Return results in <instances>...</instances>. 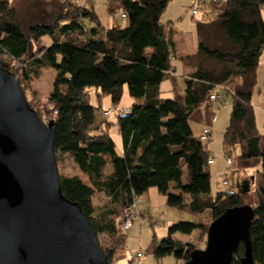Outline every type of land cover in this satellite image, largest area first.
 <instances>
[{"label": "trees", "instance_id": "obj_1", "mask_svg": "<svg viewBox=\"0 0 264 264\" xmlns=\"http://www.w3.org/2000/svg\"><path fill=\"white\" fill-rule=\"evenodd\" d=\"M67 2L66 13L47 23L30 24L25 32L10 0H0V58L11 72L10 62L21 63L17 77L25 94L23 83L40 78L46 68L56 69L49 114L37 112L42 119L56 121L58 164L69 161L85 176L59 172L64 195L81 205L97 236L112 238L111 244L102 246L109 261L115 264L126 256L127 233L119 220L124 209L157 187L169 207L191 215L210 211L211 222L227 208L252 205L253 257L256 264H264V137L252 105L264 55V0H196L193 12L200 11L201 18L195 19L194 53L178 52L175 26L161 20L171 0H119L110 12H124L126 24L113 27L102 24L94 8L79 0ZM44 38L49 43L35 50V42ZM175 59L192 68L191 79L184 93L163 97L161 86L175 70ZM218 85L225 87L224 100L232 97L225 153L239 152L243 160L261 161L256 201L251 199L249 180L239 184L240 189L212 193L210 140L193 129L190 117ZM125 87L138 102L124 108L115 121L107 118L98 124L102 98L110 96L118 108ZM112 125L122 137L123 155L117 153ZM98 193L106 201L97 211ZM210 223L172 222L154 254L187 261L196 247L175 235L189 237L199 231L207 238ZM244 254L241 243L232 264H241Z\"/></svg>", "mask_w": 264, "mask_h": 264}, {"label": "water", "instance_id": "obj_2", "mask_svg": "<svg viewBox=\"0 0 264 264\" xmlns=\"http://www.w3.org/2000/svg\"><path fill=\"white\" fill-rule=\"evenodd\" d=\"M56 121L44 122L14 72L0 60V264H112L81 205L62 190ZM252 205L227 208L208 228L205 248L184 264H256Z\"/></svg>", "mask_w": 264, "mask_h": 264}, {"label": "rangeland", "instance_id": "obj_3", "mask_svg": "<svg viewBox=\"0 0 264 264\" xmlns=\"http://www.w3.org/2000/svg\"><path fill=\"white\" fill-rule=\"evenodd\" d=\"M76 1V0H75ZM82 4H86L89 8H94L97 15L104 25L109 24L110 19H114L115 22H119L118 26H123L126 24L125 19L120 17V13L112 14L110 12L111 7L117 5L116 0H79ZM196 0H172L171 4L167 8V11L163 15L162 21L166 22L167 18H172V20L177 19V47L180 50L187 51L190 46L191 37L196 40V22L195 19L201 18V13L195 14L193 12V5ZM226 1V0H224ZM11 4L15 7L18 13V17L22 23V26L27 32L28 26L33 23H47L53 21L58 15L66 13V6L68 5L67 0H10ZM198 9V5L195 6ZM264 16V10H263ZM49 38H44L36 41L34 44V49H42L49 43ZM0 60H2L0 58ZM8 63V62H7ZM10 67L16 72V76H21L19 72V67L21 63L13 65L12 62L9 63ZM57 71L55 68L50 67L43 70L40 78H34L28 83H23L26 91L27 99L30 105L36 109L42 116L49 112L46 110L49 107V96L52 91V87L55 81V76ZM257 85L254 90L252 97V105L255 109L256 121L258 129L264 134V55L261 58L257 69ZM170 83L167 78L162 83L163 91L169 90ZM94 90V89H93ZM92 90L91 100L93 103H97L98 99L96 93ZM138 102L137 99L130 96L127 87H125L124 95L122 97L120 107L115 108L112 105L111 97L106 95L102 98L103 109L97 115V123L100 124L104 119H109L110 121H115L116 116L124 111V108H128L132 104ZM231 96H225V100L222 103L212 104L207 101L203 107L198 108L193 116L198 118L201 115H205L212 119V138L209 142V148L211 150V156L215 160L213 164L210 165L211 182H212V193H217L218 191H233L237 190L244 183V181L249 180L250 196L253 201H256V181L258 178L257 171L262 168L261 163L258 162L256 157L245 160L248 161L249 166L243 169L240 166L241 155L239 152H234L231 154L230 158L232 163L229 165L227 162L228 155L225 153L223 138L224 132L231 117ZM41 106V107H40ZM43 107H45L43 109ZM43 109V112L41 111ZM115 109V114L106 115L105 111L109 109ZM45 110V111H44ZM43 113V114H42ZM192 115L190 117L191 125L194 130L204 126V122H198ZM49 117V116H48ZM214 119V120H213ZM44 122L48 123V119H43ZM210 126V125H209ZM112 133H118L119 129L117 126H111ZM59 165V172L62 174H79L85 179V176L80 174V171L69 161H62ZM258 174V175H257ZM189 176V174H188ZM187 178V177H186ZM188 180V178H187ZM224 180L228 183L224 184ZM240 189V187H239ZM105 197L102 194H97L94 197V203L96 210L98 211L105 204ZM211 212L206 211L200 214L191 215L186 211H181L172 207H165L158 211L157 214L146 213L143 218L144 223L142 226L139 223H134L133 228L126 229L124 231L127 233L126 239V256L127 252H132L136 250H144L145 256L141 259L140 264H184L183 261L178 260L173 255H168L163 258H158L154 254V250L160 241V238H156L153 234L154 224H158V227L162 225L167 227L169 222H176L179 220L184 221H198V222H211ZM123 227V226H122ZM157 227V226H156ZM182 240H190L194 243L196 248H205L206 246V235L199 231H195L191 236L186 237L179 234ZM98 240L101 246H108L113 241L108 235H98ZM124 259V258H122ZM122 259L116 261L115 264H122ZM129 259V257H128ZM130 264V261L128 262Z\"/></svg>", "mask_w": 264, "mask_h": 264}, {"label": "crops", "instance_id": "obj_4", "mask_svg": "<svg viewBox=\"0 0 264 264\" xmlns=\"http://www.w3.org/2000/svg\"><path fill=\"white\" fill-rule=\"evenodd\" d=\"M116 3L118 5L119 0H116ZM170 4H171V2L169 3V5ZM84 5L86 6V4H84ZM169 5H168V7H169ZM166 11H167V9H166ZM165 12L163 13V15L165 14ZM117 13H120V11H117L115 14H117ZM163 15L161 17V20L163 18ZM167 19H169V20H167L164 23L172 22L173 25L175 26L176 30H177V23H176L177 19L172 20V18H170V17ZM108 23L109 24H107L105 26L113 27V26H118L119 22H115L114 19H110V21H108ZM178 32L179 31L177 30V34H178ZM177 34L175 35V38L177 37ZM176 43H177V39H176ZM177 49H178V52H180V53H194V52H196V50H197V38L195 40L194 37H191L190 46L188 47L187 51L180 50L178 47H177ZM173 66H174L175 70L167 78V80L170 83L169 90L163 91V89H162V96L163 97L173 98L177 95V93H184L185 88H186V83L191 79L190 74L192 72V68H187L181 60H179V59L173 60ZM161 88H162V86H161ZM130 107L131 106H128V108H130ZM231 109H232V105H231ZM193 117L195 118L196 121L205 123V124H203L204 126L201 125L200 127L196 128L195 131L197 133H202L205 128H210L212 131L211 127L213 125V122H212V119L210 118V115H209V117H208V115L207 116L201 115L200 118L192 115V119H193ZM213 128H214V125H213ZM110 133H111V136L113 137V139L115 140L117 153L119 155H123V142H122L121 135L119 134V132L118 133H112L111 130H110ZM263 137H264V134H263ZM257 159H258V162L261 163L260 159L259 158H257ZM214 161L215 160H213V163H214ZM213 163H211V164H213ZM240 166L243 169L247 168L249 166L248 161L240 159ZM188 174H189L188 169L185 167L184 168L185 177L188 178L189 177ZM167 206H168L167 205V197L165 195H163L162 193H160L157 187H151L145 194H143L140 197V201L137 203L136 211L138 213H140L142 215V217L144 218L146 213H149L151 215L157 214L158 211L162 210L163 208H165ZM171 223L172 222H169L166 228L163 227L162 225H160L159 227H156L154 224V227L152 228L154 236L156 238L166 236L167 232H168V227ZM142 224H141V226H142ZM134 226H132L131 228H133ZM131 228H129V230ZM175 237L180 238L182 236H180L179 234H176ZM127 254H128V252H127ZM121 261H122V264H128L129 259L127 257V258L122 259Z\"/></svg>", "mask_w": 264, "mask_h": 264}, {"label": "built area", "instance_id": "obj_5", "mask_svg": "<svg viewBox=\"0 0 264 264\" xmlns=\"http://www.w3.org/2000/svg\"><path fill=\"white\" fill-rule=\"evenodd\" d=\"M194 13L196 14L197 10H194ZM120 17L124 19V18H126V14L124 12H120ZM224 89H225L224 85H218V87L209 95L208 101H210L212 104L222 102L224 100V94H223ZM263 108H264V106H263ZM114 110L115 109H112V108L109 110H106L105 114L106 115H113L116 113V111H114ZM124 110H126V109H124ZM44 116H46V115H44ZM45 119H47V118L45 117ZM202 138L211 140L212 131L210 128H205L203 130ZM213 160L214 159L211 158L209 160V162L213 163ZM227 162L229 165L232 163V159L230 158V156L227 157ZM227 183H228V181L224 180V184H227ZM139 201H140V197L135 198V200L124 209V212L122 213V215L119 218L123 228L129 229L135 225L134 224L135 222L139 223L140 225L144 222L142 215L136 211L137 203ZM156 226L158 227V224H156ZM145 252L146 251H144V250H136V251L129 252L128 257H129V261L131 262V264H140L141 259L145 256Z\"/></svg>", "mask_w": 264, "mask_h": 264}]
</instances>
